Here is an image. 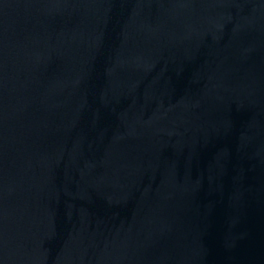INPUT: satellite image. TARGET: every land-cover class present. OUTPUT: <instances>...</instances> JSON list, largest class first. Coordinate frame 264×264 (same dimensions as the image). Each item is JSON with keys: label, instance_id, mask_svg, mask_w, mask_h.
<instances>
[{"label": "water", "instance_id": "95a60500", "mask_svg": "<svg viewBox=\"0 0 264 264\" xmlns=\"http://www.w3.org/2000/svg\"><path fill=\"white\" fill-rule=\"evenodd\" d=\"M0 264H264V0H0Z\"/></svg>", "mask_w": 264, "mask_h": 264}]
</instances>
